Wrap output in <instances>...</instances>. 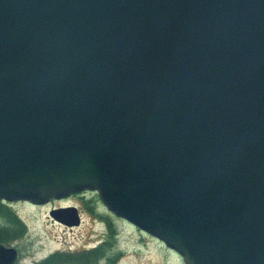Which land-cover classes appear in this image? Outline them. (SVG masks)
I'll use <instances>...</instances> for the list:
<instances>
[{"label":"water","instance_id":"1","mask_svg":"<svg viewBox=\"0 0 264 264\" xmlns=\"http://www.w3.org/2000/svg\"><path fill=\"white\" fill-rule=\"evenodd\" d=\"M83 190L182 264H264V0H0V199Z\"/></svg>","mask_w":264,"mask_h":264},{"label":"rangeland","instance_id":"2","mask_svg":"<svg viewBox=\"0 0 264 264\" xmlns=\"http://www.w3.org/2000/svg\"><path fill=\"white\" fill-rule=\"evenodd\" d=\"M68 205L78 213L76 226L58 224L49 216L51 209ZM2 211L16 215L23 228L11 234L9 242L1 243L17 250L13 264H41L55 252L93 248L102 251L93 264H182L179 256L160 241L108 212L94 191L83 190L34 206L20 201L10 207L12 213ZM3 223L0 218V225Z\"/></svg>","mask_w":264,"mask_h":264},{"label":"trees","instance_id":"3","mask_svg":"<svg viewBox=\"0 0 264 264\" xmlns=\"http://www.w3.org/2000/svg\"><path fill=\"white\" fill-rule=\"evenodd\" d=\"M2 215V214H1ZM5 217L11 226V230L8 227H0V243L9 242L11 234H17L22 232V224L18 221L14 215L4 212ZM102 255L101 248H93L89 250H83L80 252H55L51 254L41 264H93Z\"/></svg>","mask_w":264,"mask_h":264},{"label":"flooded vegetation","instance_id":"4","mask_svg":"<svg viewBox=\"0 0 264 264\" xmlns=\"http://www.w3.org/2000/svg\"><path fill=\"white\" fill-rule=\"evenodd\" d=\"M95 193V192H94ZM20 201H13V202H10V201H4V200H1L0 199V209H6V210H8L10 213H12L11 211H10V207L11 206H14L16 203H19ZM22 203H26V204H29V205H31V206H34L33 204H30V203H28V202H25V201H22ZM2 214V215H1ZM12 215H14L13 213H12ZM14 217L18 220V221H20L19 219H18V217L16 216V215H14ZM0 218L4 221V223L3 224H1L0 225V227H8L9 226V223H8V221H7V218L5 217V215H4V212L2 211V212H0ZM21 222V221H20ZM58 223V222H57ZM59 224V223H58ZM65 226V225H64ZM12 228V227H11ZM0 246H3L1 243H0ZM3 247H5V246H3ZM14 250H15V256H14V258H13V260L9 263V264H13V262L16 260V258H17V250L14 248Z\"/></svg>","mask_w":264,"mask_h":264}]
</instances>
